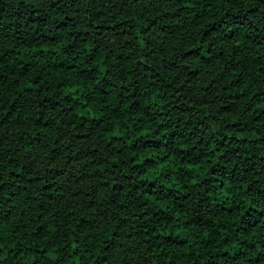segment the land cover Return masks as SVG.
<instances>
[{"label": "trees", "instance_id": "1", "mask_svg": "<svg viewBox=\"0 0 264 264\" xmlns=\"http://www.w3.org/2000/svg\"><path fill=\"white\" fill-rule=\"evenodd\" d=\"M0 264H264V0H0Z\"/></svg>", "mask_w": 264, "mask_h": 264}]
</instances>
